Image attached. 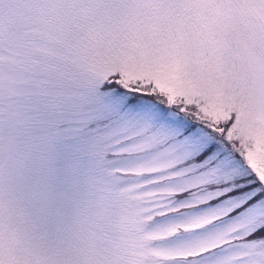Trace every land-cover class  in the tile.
Returning <instances> with one entry per match:
<instances>
[{
    "label": "snow or ice",
    "instance_id": "obj_1",
    "mask_svg": "<svg viewBox=\"0 0 264 264\" xmlns=\"http://www.w3.org/2000/svg\"><path fill=\"white\" fill-rule=\"evenodd\" d=\"M0 264H264V0H0Z\"/></svg>",
    "mask_w": 264,
    "mask_h": 264
}]
</instances>
